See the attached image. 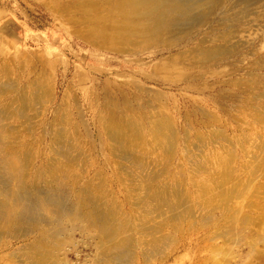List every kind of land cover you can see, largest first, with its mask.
<instances>
[{
  "label": "bare ground",
  "instance_id": "obj_1",
  "mask_svg": "<svg viewBox=\"0 0 264 264\" xmlns=\"http://www.w3.org/2000/svg\"><path fill=\"white\" fill-rule=\"evenodd\" d=\"M64 2L0 0L13 12L9 21L0 13V264L174 260L186 253L197 227L215 223L221 230L226 219L235 218L231 211L242 214L230 199L243 194L235 162L237 149L251 152L250 139L239 138L236 129L231 137L225 134L222 92L212 96L213 113L205 107L209 93L202 75L163 78L170 93L162 95L144 86L154 73H71L62 41L68 37L71 49L84 43L122 55L149 47V55H170L181 48L176 55L193 53L188 66L212 67L220 58L230 61L226 65L258 62L264 60V0ZM13 4L24 6L20 12L25 18L33 14L38 26L50 18L52 35L29 38L30 28L18 26ZM240 5L244 10L236 22H245L238 28L227 14L234 16ZM219 26L225 31L207 44ZM231 70L256 73L240 65ZM187 91L200 100L193 101ZM210 118L220 125L210 127ZM88 250L94 252L91 258ZM218 259L211 263L221 264Z\"/></svg>",
  "mask_w": 264,
  "mask_h": 264
},
{
  "label": "rangeland",
  "instance_id": "obj_2",
  "mask_svg": "<svg viewBox=\"0 0 264 264\" xmlns=\"http://www.w3.org/2000/svg\"><path fill=\"white\" fill-rule=\"evenodd\" d=\"M64 1H65L64 2L65 4H68L69 1H72L74 3L77 0H64ZM13 6L16 11V12L14 11V13L16 14L15 16H16V21L18 22V26L22 27L21 26L22 24L23 25L26 24L30 28L29 32H31L30 34L31 36L29 38H33V39L39 38L37 35H40L41 33L44 35L47 34V37L52 35V30H53L52 24L53 23L50 18L45 19L44 25L38 26V23H36L35 19L33 20V14H30V15L28 14L29 17L25 18L24 15L20 12V9H24V6L19 5V7H17L14 4ZM241 8H242V5L233 8L234 16L232 15L231 12H228L227 14L231 16L232 18H235L234 24L238 28H241L243 23L245 22V19L239 22H236L237 13H239L240 15L241 10L242 11L244 10V8L242 9ZM239 10L240 12H238ZM0 13L3 16V18L1 16V20L6 19L7 21H9V19L13 17L12 8L10 6L1 7L0 5ZM218 14L219 12L217 13V15ZM261 23L264 24V22H261ZM63 26L68 28L70 24H65V25L63 24ZM77 27L80 30H82L83 28V27H79V24ZM18 30L20 31L21 28H19ZM219 30L225 31V28L223 26H219L217 27V30H215L214 32L210 30L209 33L213 32L212 34L213 36L209 37L210 42H207V44H210L211 41L214 40L216 35H218ZM64 32H65V29H64ZM9 40L13 41L10 34H9ZM235 40L236 39H230V41L232 42H234ZM223 41L224 39L221 37L218 39L219 43H222ZM62 42L64 43L63 44L64 47H62V50L64 52L63 59L65 62H68L67 64H69V67H70L69 69L71 70V73H77L79 70L80 71L78 73H135L138 75L140 73H143V74L144 73H154V75L151 77L152 79L146 78L147 80L144 86H146L150 90L161 92L162 95L166 93H170V90L167 88V86L161 83V80L163 78L167 80L175 81V80H178L180 76H184V75H189V74H191L192 76L202 75V79L203 81H205L203 86L205 87L206 92L209 93L208 97L204 99L205 107L213 113L215 111V108H214L215 101H214V97L212 96L214 93L216 94L217 92H220V91L222 92L223 98L221 99L220 103H222L225 110H223L220 115L221 125L213 121L212 118H210L208 122L209 124H211L210 127H218L220 125V127L225 129V134L228 137H231L232 134L235 133L233 132V129H236L237 130L236 135L239 136V138L246 137L250 139L249 142H251V147L247 148L248 151L251 150V152H248L245 154V150H243L242 148L237 149V155H236L237 158L235 162L236 167H237L236 175H238L239 181L242 184V187L240 185L241 190L243 188V190H245L246 192L242 190V192L241 191L240 192L243 194L240 193L241 195L236 196V198L234 197V199H232L231 197L230 199L231 200L230 204H233V207H234V209L231 207V210L233 209L237 213H242L243 215L242 214H240L241 216L239 214L236 215L234 211H231L233 212L232 215L233 214L235 215V218L236 216L238 218L240 216L241 220H239L238 218L236 220L235 218L234 219L230 218L231 220L226 219L225 223L227 224L223 222L224 224L222 223L223 228L221 227V230L220 229L218 230V226H217L218 224H215V223H214L215 225L210 224L204 227L203 226L197 227L196 228L197 230L195 229L191 233V238L189 239L190 247L188 248L186 253H182L180 256H178L174 260L170 259L169 261H166L163 263H156V264H187V262L188 264L189 263L195 264V261L197 263L200 262L201 264H210L211 262L213 263V260L215 262L217 260L220 261V259L218 258H221L222 262H218L221 264H224V263L226 264H248L249 262L250 264H264V60H259L258 62H254V61L252 62L251 60L253 59L251 58L250 61L246 60L244 62H239V63L234 62L235 63V64L233 63L234 65H226L229 60L220 58V59L212 61V63L215 64V65L211 64L212 67L209 65L204 66L203 64L188 66V64H192L191 58L194 57L193 53L189 54L187 52L180 56L176 55V52L178 51V49L181 50V48H173L170 55L168 53H164L162 55L159 54L158 56L149 55L148 50L153 49L151 47H149V49L145 51L139 48V51L136 54L122 55V54H118V53L110 52V51L98 52L95 49L89 47V45H86L84 43H82V47L81 46L79 47L77 45V47H72L71 49L72 41L69 40L68 37L64 38ZM169 59L172 61H169ZM196 64H198V62ZM235 65H240L242 67L248 66V68H253L252 72H256V73H244V72L229 73L232 71L231 69H233ZM258 66H261V67H258ZM74 68L75 70H73ZM250 70L251 69H249V71ZM15 71L16 70L13 69L12 73H15ZM191 86H193L194 88H197L198 84L194 82L192 83ZM186 94L193 101L200 100V96L195 92L187 91ZM158 108H160L162 113H167V110L165 109L164 105H160ZM179 119L180 118H178L177 122L180 124L181 119L180 120ZM169 120L170 122H173V125L174 124L177 125L176 120L173 117H171ZM193 120H195L194 116H193ZM178 138L179 140L181 139L180 133H178ZM242 144L248 145V142L244 140L242 141ZM253 144H255V147H253ZM193 152L199 153V151H195L194 148H193ZM205 153L207 152L205 151ZM251 155H255L254 157H252L253 159L250 158ZM247 177L249 179H247ZM247 181L250 182L249 185H252L250 188H247L249 187L246 183ZM246 188L248 190H246ZM236 208L237 209L240 208L239 209L240 211L238 212ZM247 210L249 211V213ZM251 218H253L254 221ZM242 219L244 220L245 223L242 222L243 221ZM247 219L249 223L247 222ZM212 225L214 226V228ZM227 225L228 227H226ZM210 229H211V232L209 231ZM165 231H168V229H163V233H165ZM219 232L221 233V237H220V234H218ZM202 233H204V236ZM216 233L218 234V237L215 235ZM235 233L238 235H236ZM208 234L210 235V238L213 236L214 238L215 237L218 238V240L216 238L214 239L213 237L212 239H209ZM171 235L175 237V239L176 238L179 239V236H180L178 233L176 234V232H171ZM253 235H254V238H253ZM261 235L263 236L262 238L263 240L259 238ZM205 236H207L208 240L206 239ZM202 237H204L203 238L204 240L202 239ZM201 239H202V242L199 241ZM192 241H194L195 243ZM197 241L200 242V244ZM196 243H198V245ZM218 244L221 246V248H218L220 247ZM171 246H173V244H171L169 247L171 248ZM210 246H214V247L217 246V249L214 251L213 250L210 251L212 249V247ZM198 248H201V249H198ZM91 249H93L94 251L93 247H91ZM218 249H221V250H218ZM93 251H91V253L89 252V250L87 251V253H89L90 255L89 258L93 256L92 255L94 254ZM199 251H200V254H199ZM197 255L198 257L200 256V258L201 257L203 258V259L201 258L202 261L204 260V257H207V256L208 258H206L205 260L209 259V255L211 256L216 255L217 257L213 256L216 260L213 257L212 259L210 257L211 260L209 259L206 261L207 263H202L200 259L197 258ZM155 257H157V259L155 260L157 261L161 260L160 255L159 257L158 255ZM205 260L203 262H205ZM88 264H94V262L93 261L90 262L89 260Z\"/></svg>",
  "mask_w": 264,
  "mask_h": 264
}]
</instances>
